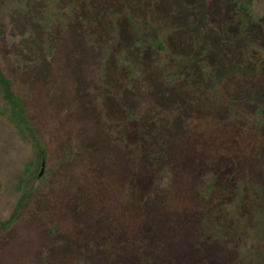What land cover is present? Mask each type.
I'll list each match as a JSON object with an SVG mask.
<instances>
[{
    "label": "rangeland",
    "instance_id": "rangeland-1",
    "mask_svg": "<svg viewBox=\"0 0 264 264\" xmlns=\"http://www.w3.org/2000/svg\"><path fill=\"white\" fill-rule=\"evenodd\" d=\"M183 1L0 0V264H264V93L181 80L264 69V0Z\"/></svg>",
    "mask_w": 264,
    "mask_h": 264
},
{
    "label": "trees",
    "instance_id": "trees-1",
    "mask_svg": "<svg viewBox=\"0 0 264 264\" xmlns=\"http://www.w3.org/2000/svg\"><path fill=\"white\" fill-rule=\"evenodd\" d=\"M92 45H93V43H92ZM158 47L161 50H163V49H165V44L159 43ZM100 55H101V53H100ZM101 58H102V55H101ZM223 62L227 63V62L223 61V59H222L221 62H220V60H218L219 64H223ZM199 64L201 65L202 62L199 63ZM256 64H259V62H255V63L253 62L252 69L250 67H247V69H245L242 66L237 65V69H233L232 72L230 71V69H226V70L220 69V71H215L216 67L210 65V68H209L208 66H205V69L204 70L202 69L203 70L202 74L200 73V71L198 69H195V70H193L195 72V74L188 73L189 74L188 77H184L183 79L181 78V80L182 81H185V80L190 81V79H191L192 83H194V81H199L200 82L201 87L196 89V92H195L197 97H199V96L202 97V92L204 91L203 89H205L206 91L209 90V87L205 88V86H206V82H208V81H210L212 79V77L210 76L212 74H215L213 77H215V76H218L217 78L221 77L223 79V82H227L226 81L227 79H229V81H232L231 77H232V75H234L240 81H243V80L245 82L250 81V84H248V86H245V84L242 86V87H245L244 89H245V91L248 94L249 93L252 94L255 91L264 93V85H263L264 69H260L259 67H256L255 66ZM218 72H220V73H218ZM189 76H191V78ZM207 77H209V79H207V81H206ZM167 79L174 80L175 83L181 85L180 84L181 80L177 81L175 78H173V79L167 78ZM166 81H168V80H166ZM0 87H1V89L3 91L4 98H5L4 106H8V108L12 109L13 112L20 108L25 113L24 107H21L22 106L21 105L22 104V98L21 97H17L14 94V92L12 91L11 82H10V80L8 78H6V76H4L3 72L1 71V68H0ZM160 106H164V105H160ZM151 109H153V105L150 107V110ZM262 112L264 113V109H262ZM20 120L23 121L22 118H20ZM24 123H25V127H28V126L31 127L29 125V123H26L25 119H24ZM156 123H158V125H159V121H156ZM142 128H145V127H142ZM141 132H144V131H141ZM141 132H140V134H137L136 140H139V141H149V140H151V141H158L159 142L160 139H162V137L160 135H158L159 136L158 139H153L152 137L142 136ZM33 134H34V132H33ZM80 136H82V135H80ZM153 137H155V136H153ZM126 143L128 145L127 140H126ZM147 158L149 159V156H147ZM149 183H152V181H147L144 184V186H147ZM225 189H228V187H225ZM231 189H232V187H231ZM224 198H221V200L224 199ZM69 225L72 226V223H70ZM72 227H73V229L79 228V226H77V225L76 226L73 225ZM50 230H51L52 233L55 232L54 229H52V228ZM208 240H210V239H208ZM144 244H147V246L146 245H144V246H146V248H148L150 250V251H148V249H146L148 254H149V256H148L147 252L145 251V249L143 251H141L142 249L139 248L140 245H138V247H136V249L134 251L132 249L129 250L126 247L125 249H123V251H121L122 254H120V257H122L124 259H122V261H121L120 258H119V263L118 264H122V262H123V264H144V261L146 262V260L148 258H150V255L152 256V252L151 251L157 253V250L154 249L153 247H151L150 243H146L145 242ZM100 246H98V247H100ZM94 249L95 250L93 251V254L96 257L95 259H97L100 262V264H117L116 263L117 260L115 259L116 258L115 251L106 252L105 248H103L102 246L100 248H97V247L94 246ZM85 263L86 262L82 260V263L80 261V263H78V264H85Z\"/></svg>",
    "mask_w": 264,
    "mask_h": 264
},
{
    "label": "flooded vegetation",
    "instance_id": "flooded-vegetation-1",
    "mask_svg": "<svg viewBox=\"0 0 264 264\" xmlns=\"http://www.w3.org/2000/svg\"><path fill=\"white\" fill-rule=\"evenodd\" d=\"M0 24H1V23H0ZM1 30H3V27H2V25H0V31H1ZM6 224H7V223H0V226H2V227H3V226H5Z\"/></svg>",
    "mask_w": 264,
    "mask_h": 264
}]
</instances>
